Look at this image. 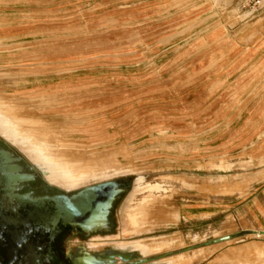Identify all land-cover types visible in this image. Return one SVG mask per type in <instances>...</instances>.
<instances>
[{
    "label": "rangeland",
    "instance_id": "rangeland-1",
    "mask_svg": "<svg viewBox=\"0 0 264 264\" xmlns=\"http://www.w3.org/2000/svg\"><path fill=\"white\" fill-rule=\"evenodd\" d=\"M245 81L249 109L233 110ZM261 103L264 0H0V117L56 168L86 176L69 192L120 178L132 190L137 175L155 186L130 198L127 235L130 191L117 199L92 250L197 245L151 264H264V235L204 244L264 231Z\"/></svg>",
    "mask_w": 264,
    "mask_h": 264
},
{
    "label": "flooded vegetation",
    "instance_id": "flooded-vegetation-1",
    "mask_svg": "<svg viewBox=\"0 0 264 264\" xmlns=\"http://www.w3.org/2000/svg\"><path fill=\"white\" fill-rule=\"evenodd\" d=\"M21 152L0 138V264H98L111 259L122 264L139 255L121 244L115 245L119 250L109 245L90 249L94 236L109 233L111 214L108 229L85 231L72 225L61 195L70 197L78 190L48 182Z\"/></svg>",
    "mask_w": 264,
    "mask_h": 264
},
{
    "label": "water",
    "instance_id": "water-1",
    "mask_svg": "<svg viewBox=\"0 0 264 264\" xmlns=\"http://www.w3.org/2000/svg\"><path fill=\"white\" fill-rule=\"evenodd\" d=\"M131 181L128 179H111L78 189L70 197L61 195L64 201V212L70 219L72 225L78 226L85 231H95L98 229L109 228V216L117 199L126 192L130 191ZM256 231L244 229L220 237H216L204 242L205 245L220 243L229 239L242 237L248 234H254ZM264 234V231H261ZM197 247L191 245L184 250H190ZM179 251H169L162 256H169ZM152 258H125L122 264H145ZM114 260L108 263L100 262L98 264H113Z\"/></svg>",
    "mask_w": 264,
    "mask_h": 264
},
{
    "label": "bare ground",
    "instance_id": "bare-ground-1",
    "mask_svg": "<svg viewBox=\"0 0 264 264\" xmlns=\"http://www.w3.org/2000/svg\"><path fill=\"white\" fill-rule=\"evenodd\" d=\"M1 131L2 132L3 131L7 132V135H9L11 137V139L12 138H16L18 140V142H17L18 144L17 145H19V147L23 150L24 155H27L33 161L36 160V163L38 164V165H36L37 166L36 168H38L39 171H41V173L44 174V176L46 177L48 182H50L52 184H57V185L63 187V189H65V190H69V189H72V188L79 187L80 185L85 183V181L87 180L86 176L76 177V176H73V175L69 174L67 171H64V170L56 168V165H53L49 160L43 158V156L39 153V151L36 149V147L33 146V144L28 142L24 137L19 136L18 134H16V132L9 126L8 121L6 119L2 118V117H0V132ZM144 180H145L144 176H140V175L135 176L134 186H133V189L130 190L129 200L125 203V205L121 209V216H123L125 218L126 227L129 226V228L125 230L126 235L134 232V230H135L134 229L133 219L128 215L129 207H130L131 204L134 203L133 200L130 199V198H132L134 195H136L138 193L145 192L147 190H148V194H153V191H154L153 188L155 186H153L151 184L142 185ZM105 181H107V180H105ZM145 196L143 198L139 199V201L144 199V198H146ZM148 215H150V214H148ZM148 217H147V219H148ZM128 221L130 223L133 222V226L128 225L129 224ZM248 235H252V234H248ZM255 235H256V237H260L261 235H264V234H262L261 231L260 232L256 231ZM238 239H239V237H238ZM227 241H232V239L226 240L225 242H227ZM222 242H224V241H222ZM210 245H212V244H210ZM164 246L165 245L163 243H158V244H153L151 246H143L142 250H143L144 253H150L152 251L160 250ZM187 247H189V246H187ZM187 247H183L182 249H177V251H179V252L174 253V254L169 255V256H162V254L166 253V252H164V253H162L160 255L154 254L152 256H147V257L152 258L149 261L150 264H151L154 261L163 260V259H166V258L171 257V256L179 255L181 253H185V252H188V251L196 250L198 248H202V247H198L197 246V247H195L193 249H190V250H184ZM251 247H253V246L251 245ZM254 247H258L259 248V246H256V245ZM257 249H255V250H257ZM172 251H176V250H172ZM145 257L146 256H142L140 254L138 256L136 255V258H145Z\"/></svg>",
    "mask_w": 264,
    "mask_h": 264
},
{
    "label": "crops",
    "instance_id": "crops-1",
    "mask_svg": "<svg viewBox=\"0 0 264 264\" xmlns=\"http://www.w3.org/2000/svg\"><path fill=\"white\" fill-rule=\"evenodd\" d=\"M202 6H204L205 8L208 7V2L203 3ZM230 6L231 5H229L227 7L230 8ZM214 8H215V5L213 6V9ZM244 8L245 7H243L242 5H238L237 7H235L234 4L232 3V12L233 13H237L239 15L240 13L244 12V10H245ZM241 23H242V21L238 22V24H236V25H232V29L235 28V27H238ZM237 78H238L237 72L236 71H232V79H234L232 82H236V79ZM243 85L244 86H241L239 88H237V86H233L234 88L232 87V89H233V91H232V97L237 92H239V95L240 96L242 95L240 97V101H238V102H241V103H239V105H237L238 103L235 102V99L234 100L232 99V109L233 110H237V109L247 110V109H249V103L252 101V96H250L252 94V92L250 91V88L248 86V82L247 81H245ZM258 107L263 108L264 107V104L262 105V103H261L260 106H258ZM250 120L251 119H244V122H240L241 119L232 118V126H234V125L235 126H237V125L247 126L248 124H251ZM248 203H250V200L248 201ZM128 225L133 226V222H131V223L129 222ZM121 226H122V230H125V229H128L129 228V226L126 227L125 218H123V216H121ZM121 242H122V244H132V245H135L134 243H130V242H125V241H121ZM121 242L119 244H121ZM119 244L116 245V246H119ZM153 254H156V253H153Z\"/></svg>",
    "mask_w": 264,
    "mask_h": 264
}]
</instances>
